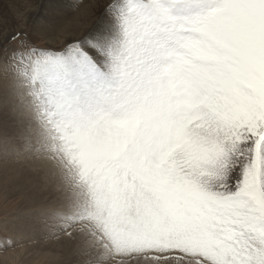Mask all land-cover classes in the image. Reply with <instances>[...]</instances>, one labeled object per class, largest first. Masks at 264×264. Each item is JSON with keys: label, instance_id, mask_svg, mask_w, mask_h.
I'll return each mask as SVG.
<instances>
[{"label": "snow or ice", "instance_id": "obj_1", "mask_svg": "<svg viewBox=\"0 0 264 264\" xmlns=\"http://www.w3.org/2000/svg\"><path fill=\"white\" fill-rule=\"evenodd\" d=\"M11 39L21 131L85 188L54 220L132 260L264 264V0H106L63 47Z\"/></svg>", "mask_w": 264, "mask_h": 264}, {"label": "rangeland", "instance_id": "obj_2", "mask_svg": "<svg viewBox=\"0 0 264 264\" xmlns=\"http://www.w3.org/2000/svg\"><path fill=\"white\" fill-rule=\"evenodd\" d=\"M12 1L7 0L6 3ZM72 1H74V8L71 7L72 9L66 8L68 7L66 4H54L52 6L53 10L55 7L58 12L50 11L48 14L49 26L45 29L48 34L45 31H41L43 33L37 31L36 33L35 25L37 24L35 21L34 24L32 22L28 24L23 31L37 46L51 47L52 45L48 43V40H51V37H56L57 30L65 29L70 24V18L75 14L84 12L94 14L98 6L96 3L99 2V0ZM60 2L58 0L56 3ZM2 4L3 1L0 0V5ZM59 38L62 37L59 36ZM57 44L60 48L65 43L59 39ZM13 45L17 47L18 42L10 39L5 47L11 49L14 48ZM3 49L0 53L3 52ZM0 60V62L6 63L2 54H0ZM8 69L10 80H7V77L0 79V264H75L80 260V262L89 260L96 256L95 250L99 249L100 246L102 247L100 239L98 241L94 237L97 241L91 240L93 236L99 237L100 235L94 224L85 219L86 223L79 222L64 230L61 223L53 219V215L57 211L70 213L71 203L66 198L65 191L68 188L66 183L73 184L71 187L75 188L73 189L76 193L78 191L81 193L79 195H82V199L85 197L84 185L78 178L76 168L68 164L70 169L68 170L67 163H65L66 158L60 153L55 152L52 156L49 151L50 156L47 158L45 155L35 153L36 140L31 132L26 135L29 138L27 143L30 144V147H25V141L19 138L24 133L21 130L25 127L28 113L22 105L20 108L17 103L15 93L18 91V77L13 70L9 67ZM33 129L39 132L36 138L37 144L39 149L43 151L48 142L41 135L40 129H36L34 126ZM51 156L56 157L55 160ZM50 159L55 161L54 163L58 168L48 167ZM51 165L53 166L52 162ZM37 207L40 210L42 207L44 210L38 211ZM58 227L62 230H59ZM66 232L75 234L69 237L65 235ZM101 249L105 252L103 247ZM99 251L101 252L100 249ZM108 253L111 257L102 260L100 264H185L184 261H176L175 259L158 261L149 259L150 262L146 263L142 261L141 257L132 260L129 257ZM187 264H194V261H188Z\"/></svg>", "mask_w": 264, "mask_h": 264}, {"label": "bare ground", "instance_id": "obj_3", "mask_svg": "<svg viewBox=\"0 0 264 264\" xmlns=\"http://www.w3.org/2000/svg\"><path fill=\"white\" fill-rule=\"evenodd\" d=\"M3 1V4L0 5V51L1 49H3L6 45V43L11 39V37L13 36V34L17 33V32H20V31H23L25 29V27L30 24L31 22L34 24V21L36 22L37 25H35V28H38V26L40 24H45L47 25V27L49 26L48 25V22H47V18H48V14H50V11H53L54 13L55 12H58L57 11V8L54 7V10L52 8V6L54 4H58V5H67L68 7L66 8H74V1L72 0H60L61 2L60 3H56L58 0H13L12 2H7V0H2ZM95 1V0H94ZM5 2V3H4ZM96 3V2H95ZM101 3V4H100ZM106 3V0H99V2H97L96 4H98V6L96 7V12L94 14H90L87 13V12H84V13H78V14H75L73 17L70 18V24H66V28L62 30V28H60L59 30H57V32L55 33L56 34V37L55 38H50L51 40H48V43H50L53 47H59V44H57V40H61V42L63 43H66L68 41H71V40H74L76 38H79L81 37L85 32L89 31L93 26L94 24L96 23V21L98 20L102 10H103V6L104 4ZM6 6V7H5ZM56 6V5H55ZM78 6V5H77ZM94 6V5H93ZM5 7V8H4ZM72 7V8H71ZM3 8V9H2ZM63 8V7H62ZM79 8V7H78ZM90 8V7H89ZM87 9V8H86ZM83 10V9H82ZM81 10V11H82ZM49 11V13H48ZM63 12V11H62ZM94 12V11H93ZM2 14H4L2 16ZM52 14V13H51ZM69 14H71V12H69ZM74 14V13H73ZM72 14V15H73ZM70 16V15H69ZM68 16V17H69ZM50 18V17H49ZM52 19V18H51ZM63 20V19H62ZM68 21V20H67ZM61 22V21H60ZM27 28V27H26ZM46 29V28H45ZM43 30L46 32V34H48V32L46 30ZM27 31V30H26ZM25 32V31H23ZM39 32V31H38ZM26 33V32H25ZM36 33H37V30H36ZM40 33H43L40 31ZM39 33V34H40ZM45 35V33H44ZM59 36H61L62 38H59ZM46 42V41H45ZM14 46V45H13ZM51 46V47H52ZM16 46H14L15 48ZM2 59V58H1ZM1 61V60H0ZM4 62V61H3ZM3 62H0V79H4L5 77H7V80H10V76H9V69H8V65L7 63H3ZM6 62V61H5ZM1 106V105H0ZM20 108H22V106L19 104ZM24 110V109H23ZM21 112H23L21 110ZM25 112V111H24ZM18 114V113H17ZM27 114V113H26ZM20 115V113H19ZM27 119V118H26ZM33 126L37 129H39V127L35 124H33ZM33 126L30 128L31 130L30 131H27V132H24L22 135H27L31 132V134H33L34 138H35V153H40V155H45V157L47 158V156L49 157L50 154L48 153L50 151L51 155L52 154H55V151H52L48 148H45L43 151L41 149H39L38 147V144H37V136L39 134V132H37L36 130L33 129ZM24 128V127H23ZM45 152V154H44ZM53 156V155H52ZM51 156V157H52ZM43 159V157H41ZM53 160H55L54 157H52ZM51 158V159H52ZM41 159V160H42ZM50 159V160H51ZM58 159V158H57ZM56 159V160H57ZM53 160H51L49 163H48V167H51V168H58L53 162ZM48 161V159H47ZM51 162L53 164V166L51 165ZM46 164V162H45ZM64 164V163H63ZM67 167H68V164H67ZM68 170L69 167H68ZM75 170V168H74ZM73 173V172H71ZM70 173V174H71ZM59 176V175H58ZM61 176V175H60ZM71 176V175H70ZM60 178V177H59ZM62 178V177H61ZM69 180V179H68ZM72 181V180H71ZM71 183V182H70ZM83 184V183H82ZM68 185V188L66 189L65 193H66V198L68 201H70L71 203V206L69 208V214H75L76 211H77V205L80 204V200H83L82 199V195H79L81 193H76V191L71 187V185L73 184H67L66 183V186ZM75 185V184H74ZM79 186V185H78ZM77 187V186H76ZM79 197H78V195ZM38 208V211H43L44 209L41 207L42 210ZM36 210V209H35ZM37 211V210H36ZM26 214V213H25ZM24 217V216H22ZM30 218V217H29ZM24 222V221H23ZM80 223L82 222L83 224L86 223L85 220L83 221H79ZM78 222V223H79ZM76 223H70L68 224L67 227H63L62 226V229L64 230H67L70 225H75ZM80 226V225H79ZM89 226V225H88ZM72 227V226H71ZM60 227H58L59 229ZM75 228V227H74ZM89 228V227H88ZM62 229H59V230H62ZM76 229V228H75ZM45 230V229H44ZM80 230V229H78ZM89 230V229H88ZM93 230V229H92ZM50 231V230H49ZM82 231V230H81ZM56 232V231H54ZM92 232V231H91ZM43 233V232H42ZM75 234V233H74ZM73 234V235H74ZM42 235V234H41ZM44 235V234H43ZM66 235V234H65ZM72 235V236H73ZM46 236V235H45ZM97 236V235H96ZM96 236H93L91 240H94V241H97L98 240V237ZM42 237V236H41ZM68 237V236H67ZM97 238V240L94 239ZM75 239H76V236H75ZM99 241V240H98ZM96 244V243H95ZM94 247V245H93ZM97 248V247H96ZM102 247L100 246L99 249L101 250V252L99 251V249L95 250L94 253H96L93 258L88 259L89 260H85V261H82V262H77L75 264H100L102 263V260H107L108 258H110V253H105L103 249H101ZM52 255V254H51ZM85 258V257H84ZM128 258V257H127ZM126 258V259H127ZM139 258V257H138ZM142 259V258H141ZM144 262H150L148 260H142ZM153 261V260H152ZM151 261V262H152ZM173 262V261H172ZM171 262V263H172ZM137 263V262H136ZM176 264V263H175Z\"/></svg>", "mask_w": 264, "mask_h": 264}]
</instances>
